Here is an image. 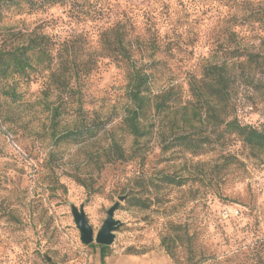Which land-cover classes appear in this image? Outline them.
<instances>
[{
  "label": "rangeland",
  "instance_id": "374dc122",
  "mask_svg": "<svg viewBox=\"0 0 264 264\" xmlns=\"http://www.w3.org/2000/svg\"><path fill=\"white\" fill-rule=\"evenodd\" d=\"M34 31L58 73L0 78V264H104L72 206L96 235L125 195L105 264H264V151L225 130L264 132V0H0V50ZM131 65L154 98L141 137ZM215 66L230 97L207 103ZM80 126L100 131L63 138Z\"/></svg>",
  "mask_w": 264,
  "mask_h": 264
},
{
  "label": "trees",
  "instance_id": "16d2710c",
  "mask_svg": "<svg viewBox=\"0 0 264 264\" xmlns=\"http://www.w3.org/2000/svg\"><path fill=\"white\" fill-rule=\"evenodd\" d=\"M53 4L59 0H50ZM125 58L131 63V55L126 52ZM54 62L53 52L47 42L46 36L39 34L37 31L26 35L24 42L15 48H2L0 50V78L9 79L14 75H27L30 72H45L51 71V78L56 77L57 71H52ZM129 74V82L127 85V99L129 101L128 109L124 117V124L129 133L135 137H141L145 134V128L142 121L146 117L148 111L153 108L154 98L150 91V77L141 69H137L131 65ZM213 82L205 84L202 97L205 101L217 98L221 101L229 99L228 86L226 85V75L224 69L213 67L211 69ZM15 92H8L7 95H13ZM16 95V94H15ZM163 104H156L158 107ZM58 111H56L57 113ZM87 128L80 126L75 131L68 132L64 135V139H72L74 141H82L85 139V134L97 136L99 131L97 128ZM228 133L238 135L242 141L252 149L264 151V132L250 126H242L236 120L228 122L225 126ZM180 145L189 149L197 150L201 148L191 138L181 137ZM116 150L113 155H116L113 160L124 159V154L116 142H113ZM170 183L182 186V182L171 180ZM102 250V261L105 264L106 249L108 247L100 246Z\"/></svg>",
  "mask_w": 264,
  "mask_h": 264
},
{
  "label": "water",
  "instance_id": "95a60500",
  "mask_svg": "<svg viewBox=\"0 0 264 264\" xmlns=\"http://www.w3.org/2000/svg\"><path fill=\"white\" fill-rule=\"evenodd\" d=\"M128 196H120L118 201L107 211V217L101 229L95 235L85 213L84 206L80 208L72 206V215L80 232V241L83 245L89 246L93 243L108 247L114 244L116 232L122 227L123 223L115 218V213L120 208L121 203L127 200ZM50 261L49 258H47Z\"/></svg>",
  "mask_w": 264,
  "mask_h": 264
},
{
  "label": "built area",
  "instance_id": "2783aa9c",
  "mask_svg": "<svg viewBox=\"0 0 264 264\" xmlns=\"http://www.w3.org/2000/svg\"><path fill=\"white\" fill-rule=\"evenodd\" d=\"M228 216H229L228 212H225V213L223 214V217H224V218H227Z\"/></svg>",
  "mask_w": 264,
  "mask_h": 264
}]
</instances>
